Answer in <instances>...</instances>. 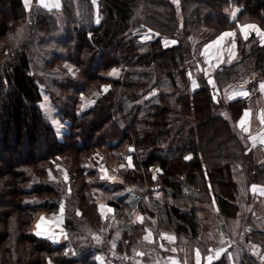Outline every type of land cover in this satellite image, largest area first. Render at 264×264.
I'll return each mask as SVG.
<instances>
[{
	"label": "trees",
	"instance_id": "1",
	"mask_svg": "<svg viewBox=\"0 0 264 264\" xmlns=\"http://www.w3.org/2000/svg\"><path fill=\"white\" fill-rule=\"evenodd\" d=\"M61 2L51 12L38 0L29 6L0 0V264H98L97 249L109 251L111 242L96 245L93 235L117 231L104 230L98 211L94 187L101 178L88 156L99 148L106 161L132 154V166L117 174L144 215L142 226L121 230L116 246L156 249L139 239L147 226L202 247L200 204H216L233 222L250 186H264V162L246 151L235 125L249 99L215 98L252 75L251 86L264 83V43L237 30L239 23L264 30V0ZM229 29L236 31L238 59L212 73L213 80L195 75L193 64L202 58L188 37ZM146 31L154 36L145 38ZM167 38L175 43L166 45ZM43 90L68 126L62 140L41 106ZM222 106L230 117L219 113ZM62 161L68 181L56 171ZM155 188L164 195L155 197ZM63 203L68 239L37 235L36 214ZM247 239L264 247V226L255 224ZM122 251L121 263L136 256ZM233 263L239 264L235 256L223 254L212 264Z\"/></svg>",
	"mask_w": 264,
	"mask_h": 264
},
{
	"label": "crops",
	"instance_id": "2",
	"mask_svg": "<svg viewBox=\"0 0 264 264\" xmlns=\"http://www.w3.org/2000/svg\"><path fill=\"white\" fill-rule=\"evenodd\" d=\"M26 5H30V2L24 0ZM58 0L59 7H45V4H40V6L51 10L59 12L62 8V2ZM52 12V11H51ZM226 33L234 34L233 31L227 30L223 34H221L215 44L223 46L225 43V47L228 45L230 48V53L226 51L225 54L218 60L215 61L213 57H208L207 61V68L205 69V74L213 80L211 74L222 67L223 64L235 61L238 59V46L236 45V39H234V35H225ZM220 48V47H219ZM222 61V62H220ZM217 63V64H216ZM252 77L249 76L240 83L236 84L231 89V97H250L252 92L259 91V93L263 94L264 90V83L259 82L256 86H251ZM246 85V86H245ZM231 98V99H232ZM250 99V98H248ZM262 112L259 110L256 112L255 109L246 108L244 113L242 114L239 120V126L244 129L245 134L250 132L252 129L257 128L264 118L262 116ZM264 148V139L259 147L261 150ZM262 152V150H261ZM255 155V154H254ZM110 162L109 168V175L106 176L103 174L101 175L103 180H109L110 183L104 181V185L102 189L106 193V196H98V211L102 216V219L105 221V231L107 232L110 228H116L117 231L111 237H108V234H94L93 240L95 241L96 245L102 246L103 242H109V251L105 248L97 249V263L98 264H119L118 261L115 259L117 255H123L125 250L127 255H136L138 259L141 261H145L147 263H151L150 258L159 254L161 257L163 256V252L161 249L166 250L164 247H160L161 249H151L147 246H141L136 253L133 252V249H129L128 241L125 247L116 246L119 241L124 239V235L121 234V230L126 226H142L144 224V215L141 213L139 208L137 207V197L132 191L131 188H123L121 187V181L118 177V171L125 167V166H132L133 164V156L132 154L125 155L122 159L117 160L114 156L109 157L108 163ZM159 171V169H158ZM254 183L250 186V197L249 200H242V207L243 208H250V204H254L253 210H251L247 215L241 213L239 221L235 220L237 224H233V222H229L228 219H225L222 214H220L216 204L214 205H206L200 204L199 206V214L202 219L203 227H204V238L207 243L206 248L208 249L207 253H213L219 248L225 247L226 250L220 256L215 257L214 263L218 260L223 254H229L231 258L235 256L239 261V264H256L255 259L247 258V254L254 256L260 263L264 264V247L261 243L247 239V233L256 225L258 227L264 226V197L257 195V189ZM118 203V207L115 206L113 203ZM258 203V207L256 208L255 205ZM124 208L126 211H124ZM101 211V212H100ZM106 214H105V213ZM125 212V214H123ZM109 214V215H107ZM46 220L49 223L44 227L43 224H38L35 233L41 237H48L55 242H64L68 239V230H66L65 226V218L63 220V231L58 232L54 229V224L51 221L50 217H47ZM42 222V221H41ZM119 227V228H118ZM142 234L139 236V239L147 242V243H154L157 245V242L162 243L160 239V232L155 231L151 227L144 226ZM168 232V231H164ZM120 233V235H119ZM126 235L127 240V231L124 232ZM119 235V236H118ZM212 235V236H211ZM119 239V241H118ZM107 243V242H106ZM163 246V245H162ZM68 249L73 250V244L71 242L68 243ZM179 253H177V264H194V256L197 252V246L191 242H187V244L183 243L180 245ZM207 254V255H208ZM207 255L205 257H207ZM207 260V258H205ZM205 260V264H206ZM160 260L156 261L159 262ZM154 262V261H153ZM154 262L155 264H158ZM160 263V262H159ZM211 263V264H212ZM53 264V263H50ZM125 264V263H123ZM132 264V263H130ZM135 264V261H134ZM163 264V263H161ZM234 264V263H233Z\"/></svg>",
	"mask_w": 264,
	"mask_h": 264
},
{
	"label": "rangeland",
	"instance_id": "3",
	"mask_svg": "<svg viewBox=\"0 0 264 264\" xmlns=\"http://www.w3.org/2000/svg\"><path fill=\"white\" fill-rule=\"evenodd\" d=\"M30 1H32V0H27V2H30ZM39 3L40 4L41 3L42 4H47L50 7H54L53 5L58 3V0H38V4ZM50 9L51 10H49V11H54V10H52V8H50ZM249 26H253V27H249ZM229 30L233 31L234 39H236V45L238 46L236 33H235L236 31H234L233 29H229ZM237 30H240V33H241L243 39H247L248 37L251 36L252 33H255V35H254L255 38L258 39V41H261L262 43H264V30L259 28V27H255V25H252L251 23H244V24L239 23ZM224 32L225 31H223L222 33H220L218 35H215L214 37L211 36V34H212L211 32H207V33H203V34L200 33V34H196V35H192V36L188 37V39L191 41L192 45H194L195 47L198 46L197 49H198V51L200 49V54H201V58H202V59H200L199 61H197L196 63L193 64V70L195 71L194 72L195 75H197V74L199 75L200 73H204L205 74V69L207 68V61H208L207 59H208V57L212 56L215 61H218L223 56V54L226 53V51H228L230 53V50H229L230 48H228V45L225 47V45H226L225 43L223 44L222 47H221V45L215 44V41L217 40V38L221 34H223ZM144 36H145V38L150 39L154 35L152 33H150V31H146ZM207 36H209V37H207ZM164 43L166 45H171V44L175 43V40L167 38V39L164 40ZM220 62H222V61H220ZM68 65H67V63H64V64H62V67L64 69H66V70L68 69L69 70L68 73H71L72 72L71 68H69ZM70 66H72V65H70ZM218 69H215V71L218 70ZM228 85H226V86H228ZM234 86L230 85V86L224 88V91L221 94L219 93V91H215L216 100L220 101V99H224L225 100L224 102H226L229 99H231L232 98L231 97V89ZM256 88H257V86H256ZM43 97H44V99L41 102V106L43 107V109L45 111V114L47 115V117L51 121L52 125L54 126L55 130L57 131L56 132L57 133V137L60 140H62L63 139L62 135H64L65 130L68 128V126L58 116L57 109H56L51 97L44 90H43ZM248 98H250L248 100V108L250 107L252 109H255L256 112L260 110L263 113L262 114V116H263L264 115V90H263V94H261L256 89V92L253 91L252 95L250 97H248ZM219 113H222L226 117H230V115L228 113V110L226 109L225 106L220 107ZM240 118H239V120H240ZM239 120L235 123V125H236L237 129L239 130V132H241L242 134L245 135V146H246V149H247L246 151H248L250 153H254L255 154V158L257 159V161L264 162V148L261 149L262 152L259 149V147H260V145H261V143H262V141L264 139V118L262 119L261 124L257 128L252 129L250 132H248L246 134H245L244 129H242L239 126ZM250 136H254V137L257 136V140L250 143V138H251ZM93 153L94 154L92 156H88L89 157V162L91 164H93L92 161L95 162V159H96L97 164H95V165L93 164V166H95L97 168L99 178H101L100 183H99V181L95 180L96 183H99V186L98 187H94V190L97 191V195L98 196L99 195L100 196H106V193H105L106 191L104 192V190L102 189V186L104 185V181H106L107 183L108 182L110 183V181L109 180H103L101 175H103L104 173H105L104 174L105 176H106V174L109 175L110 171L108 169L109 168L108 166L110 165V162L108 163V161L105 160V158L103 156L104 154L102 153V150H101V153H100V148L97 149L96 151H94ZM56 171L60 175L62 173L64 180H66V181L69 180V171L67 169L66 164L63 161H62V163H58L56 165ZM254 184L258 185V184H261V183L256 182ZM262 185H263V183H262ZM158 189H160V188H158ZM69 190H70V188H69ZM162 193H163L162 195H164L163 190H162ZM159 197H161V196H159ZM248 200L249 199H247V201ZM258 206L259 205L257 203L255 205V207L257 208ZM253 207H254V204L252 203V204H250V208H248V207L242 208L241 213H244V214L247 215L251 210H253ZM124 211H126L125 208H124ZM65 212H66V209H65V204L64 203L60 206V208L57 211L41 210L40 212H38L36 214V217H35V220H34V228L36 229V227H37V225L39 223L43 224V227H44V225L46 226L49 223V221L46 220V218L50 217L51 221L54 224V229L57 230L58 232L63 231V225H62L63 223L62 222H63V220L65 218ZM241 213H240V216H241ZM123 214H125V212H123ZM107 215H109V214H107ZM263 216H264V213H263ZM223 217H225V216H223ZM225 219H227V218L225 217ZM239 219L240 218H238L237 221H239ZM233 224L236 225L237 222L235 221V222H233ZM163 232L164 231H161L159 233V235L161 236ZM168 232H170V231H168ZM172 233H174V232H172ZM204 234H205V231H204V227H203L202 237H203V240H204L205 244L202 247L200 246L201 248L198 247V245H197V252H196V254L194 256V264H205V260H206L205 256L208 254L207 253L208 249L206 248L207 243L205 241ZM183 243L187 244V241L184 242L183 240L179 239V243H178L179 249H180V245L183 244ZM162 245L163 244H161L160 242L159 243L157 242V245H156L157 249H161L160 247H162V248L164 247L165 248V245H163V246ZM141 246H143V245H140V247ZM161 250L164 251L163 254H162L163 256L161 257L159 254L156 255V256H153L154 260H151V263H147L145 261L143 262L140 259H138V256H135V257H133L131 259V261H129V263H128V261H126L125 264H130V263L134 264V261H135V264H155L154 262H156L158 260H160L159 261L160 263L156 262L158 264H161V263H163V264H177V256H178L177 253H179V250H177V251L176 250H170L169 251V250H163V249H161ZM115 258H116V260L118 261L119 264H123V262L121 263L122 260H118L119 258L117 259V257H115ZM50 263H53V262H50Z\"/></svg>",
	"mask_w": 264,
	"mask_h": 264
},
{
	"label": "built area",
	"instance_id": "4",
	"mask_svg": "<svg viewBox=\"0 0 264 264\" xmlns=\"http://www.w3.org/2000/svg\"><path fill=\"white\" fill-rule=\"evenodd\" d=\"M67 65L69 68H71V71H72V72L70 71L71 74L76 76L79 72V68H77L75 65H73L71 63H67ZM70 65H72V66H70ZM250 137H251L250 143L257 140V136H255V137L250 136ZM159 171H161V169H159ZM256 189H257V195L264 197V194H261V191H260V190H264V186L262 184H258L256 186ZM153 193L156 197L162 196V194H163L162 190L158 189V188H155ZM160 239H161L163 245H165L166 250H169V251L170 250H176L177 251L179 249V246H178L179 238L175 233L163 232Z\"/></svg>",
	"mask_w": 264,
	"mask_h": 264
},
{
	"label": "water",
	"instance_id": "5",
	"mask_svg": "<svg viewBox=\"0 0 264 264\" xmlns=\"http://www.w3.org/2000/svg\"><path fill=\"white\" fill-rule=\"evenodd\" d=\"M225 250L226 248L222 247V248L217 249L213 253H209L206 257L207 258L206 264H211L214 261L215 257L220 256L222 253L225 252Z\"/></svg>",
	"mask_w": 264,
	"mask_h": 264
},
{
	"label": "snow or ice",
	"instance_id": "6",
	"mask_svg": "<svg viewBox=\"0 0 264 264\" xmlns=\"http://www.w3.org/2000/svg\"><path fill=\"white\" fill-rule=\"evenodd\" d=\"M45 7H48L47 4L44 5ZM54 7H59V4L56 3L55 5H53ZM249 27H253V26H249ZM225 35H234V34H229V33H226ZM261 191V194H264V190H260Z\"/></svg>",
	"mask_w": 264,
	"mask_h": 264
},
{
	"label": "bare ground",
	"instance_id": "7",
	"mask_svg": "<svg viewBox=\"0 0 264 264\" xmlns=\"http://www.w3.org/2000/svg\"><path fill=\"white\" fill-rule=\"evenodd\" d=\"M94 7V6H93ZM94 10V9H93ZM257 22V21H256ZM263 27V26H262ZM259 43V42H258ZM70 127V126H69ZM69 130V129H68ZM57 132V131H56ZM62 138H63V135H62Z\"/></svg>",
	"mask_w": 264,
	"mask_h": 264
}]
</instances>
